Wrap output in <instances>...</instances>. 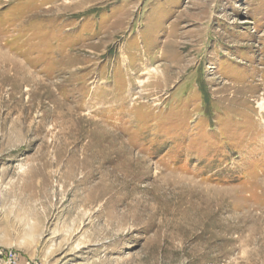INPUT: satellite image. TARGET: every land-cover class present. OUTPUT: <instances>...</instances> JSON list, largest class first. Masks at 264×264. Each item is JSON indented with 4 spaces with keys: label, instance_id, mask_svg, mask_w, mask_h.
Instances as JSON below:
<instances>
[{
    "label": "rangeland",
    "instance_id": "rangeland-1",
    "mask_svg": "<svg viewBox=\"0 0 264 264\" xmlns=\"http://www.w3.org/2000/svg\"><path fill=\"white\" fill-rule=\"evenodd\" d=\"M262 100L264 0H0V246L264 264Z\"/></svg>",
    "mask_w": 264,
    "mask_h": 264
},
{
    "label": "built area",
    "instance_id": "built-area-1",
    "mask_svg": "<svg viewBox=\"0 0 264 264\" xmlns=\"http://www.w3.org/2000/svg\"><path fill=\"white\" fill-rule=\"evenodd\" d=\"M0 264H20L17 254L0 246Z\"/></svg>",
    "mask_w": 264,
    "mask_h": 264
},
{
    "label": "bare ground",
    "instance_id": "bare-ground-1",
    "mask_svg": "<svg viewBox=\"0 0 264 264\" xmlns=\"http://www.w3.org/2000/svg\"><path fill=\"white\" fill-rule=\"evenodd\" d=\"M259 106L261 107V108H263L264 109V100H262L260 103H259ZM211 243V242H210ZM209 243V244H210ZM211 250V249H210Z\"/></svg>",
    "mask_w": 264,
    "mask_h": 264
}]
</instances>
